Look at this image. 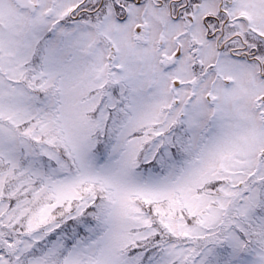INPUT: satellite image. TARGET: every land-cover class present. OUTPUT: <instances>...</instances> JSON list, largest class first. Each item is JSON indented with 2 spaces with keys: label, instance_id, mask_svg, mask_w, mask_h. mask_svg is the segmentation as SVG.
Instances as JSON below:
<instances>
[{
  "label": "snow or ice",
  "instance_id": "obj_1",
  "mask_svg": "<svg viewBox=\"0 0 264 264\" xmlns=\"http://www.w3.org/2000/svg\"><path fill=\"white\" fill-rule=\"evenodd\" d=\"M0 264H264V0H0Z\"/></svg>",
  "mask_w": 264,
  "mask_h": 264
}]
</instances>
